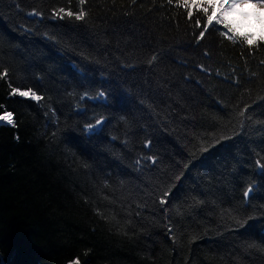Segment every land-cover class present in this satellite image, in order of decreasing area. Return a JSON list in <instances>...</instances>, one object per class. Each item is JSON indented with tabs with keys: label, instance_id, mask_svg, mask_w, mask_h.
Here are the masks:
<instances>
[{
	"label": "trees",
	"instance_id": "obj_1",
	"mask_svg": "<svg viewBox=\"0 0 264 264\" xmlns=\"http://www.w3.org/2000/svg\"><path fill=\"white\" fill-rule=\"evenodd\" d=\"M196 18L0 0V264H264V42Z\"/></svg>",
	"mask_w": 264,
	"mask_h": 264
},
{
	"label": "snow or ice",
	"instance_id": "obj_2",
	"mask_svg": "<svg viewBox=\"0 0 264 264\" xmlns=\"http://www.w3.org/2000/svg\"><path fill=\"white\" fill-rule=\"evenodd\" d=\"M133 3L136 0H132ZM169 5L175 4L177 8H182L185 10L187 18L192 20L195 13L200 14V18L195 19V26L197 28H203L199 32V35L195 37L196 41L199 42L202 40L206 32L210 30L215 25L222 26L220 34L224 36L229 41H239L246 44L249 48L257 45L259 42H264V33L259 36H255L251 32H243L239 30V25L234 16L239 15L241 17H247L248 12H243L241 9L245 7H250L253 10L264 11V0H167ZM79 4L82 6L85 4V0H79ZM258 11L253 14L258 16ZM63 14V15H60ZM53 15L60 16L63 19L64 16L69 18H75V20H83L86 16V12L81 9L78 12H73L70 8H60L55 10ZM226 30V31H224ZM153 60L156 57L152 58ZM0 75H7V70ZM11 95H19L21 97H30L33 100L39 101L41 97L37 95L35 91L31 88L27 90H21L17 87L11 88ZM244 111L240 112V115L243 116ZM0 121H6L7 124L14 125L13 115L10 112H6L4 115H0ZM100 123V121H97ZM169 193L165 192L164 196L166 197ZM245 196L249 195V192L244 193ZM161 204L166 203V201L161 198ZM71 264H79V260H73Z\"/></svg>",
	"mask_w": 264,
	"mask_h": 264
},
{
	"label": "rangeland",
	"instance_id": "obj_3",
	"mask_svg": "<svg viewBox=\"0 0 264 264\" xmlns=\"http://www.w3.org/2000/svg\"><path fill=\"white\" fill-rule=\"evenodd\" d=\"M243 12H248L249 15L247 18H249L257 27H261L264 25V11H258V10H253L250 7H245L241 9ZM258 11V16L253 14L254 12ZM2 124V123H0Z\"/></svg>",
	"mask_w": 264,
	"mask_h": 264
},
{
	"label": "bare ground",
	"instance_id": "obj_4",
	"mask_svg": "<svg viewBox=\"0 0 264 264\" xmlns=\"http://www.w3.org/2000/svg\"><path fill=\"white\" fill-rule=\"evenodd\" d=\"M6 112H10V111H6ZM6 112L2 113L1 115H4ZM10 113H11V112H10ZM12 115H13V114H12ZM13 120H14V117H13ZM0 123H2V124H7L6 121H0ZM7 125H10V124H7Z\"/></svg>",
	"mask_w": 264,
	"mask_h": 264
},
{
	"label": "water",
	"instance_id": "obj_5",
	"mask_svg": "<svg viewBox=\"0 0 264 264\" xmlns=\"http://www.w3.org/2000/svg\"><path fill=\"white\" fill-rule=\"evenodd\" d=\"M1 264H4V263H3V260L1 261Z\"/></svg>",
	"mask_w": 264,
	"mask_h": 264
}]
</instances>
